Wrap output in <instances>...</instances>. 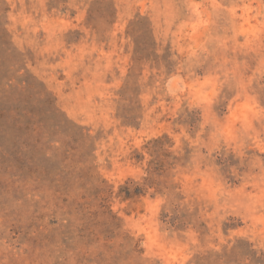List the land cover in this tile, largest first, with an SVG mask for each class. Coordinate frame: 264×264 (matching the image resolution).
<instances>
[{
	"label": "rangeland",
	"instance_id": "obj_1",
	"mask_svg": "<svg viewBox=\"0 0 264 264\" xmlns=\"http://www.w3.org/2000/svg\"><path fill=\"white\" fill-rule=\"evenodd\" d=\"M0 264H264V0H0Z\"/></svg>",
	"mask_w": 264,
	"mask_h": 264
},
{
	"label": "trees",
	"instance_id": "obj_2",
	"mask_svg": "<svg viewBox=\"0 0 264 264\" xmlns=\"http://www.w3.org/2000/svg\"><path fill=\"white\" fill-rule=\"evenodd\" d=\"M136 195V194H135ZM132 195H130V197H131Z\"/></svg>",
	"mask_w": 264,
	"mask_h": 264
}]
</instances>
